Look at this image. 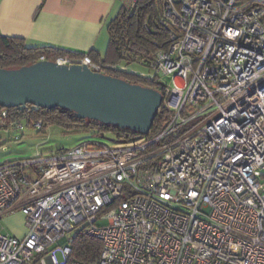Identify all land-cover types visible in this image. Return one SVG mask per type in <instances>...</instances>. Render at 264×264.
<instances>
[{
  "label": "built area",
  "instance_id": "2783aa9c",
  "mask_svg": "<svg viewBox=\"0 0 264 264\" xmlns=\"http://www.w3.org/2000/svg\"><path fill=\"white\" fill-rule=\"evenodd\" d=\"M145 27L167 46L143 69L40 57L152 79L169 116L129 143L1 162L0 217L20 209L27 233L0 231V264H67L78 230L102 241L91 264H264V0H162ZM39 109L2 108L0 128L45 130Z\"/></svg>",
  "mask_w": 264,
  "mask_h": 264
},
{
  "label": "water",
  "instance_id": "95a60500",
  "mask_svg": "<svg viewBox=\"0 0 264 264\" xmlns=\"http://www.w3.org/2000/svg\"><path fill=\"white\" fill-rule=\"evenodd\" d=\"M163 99L154 87L82 63L39 60L16 68L0 67V109L23 111L28 104L61 107L79 118L148 134Z\"/></svg>",
  "mask_w": 264,
  "mask_h": 264
},
{
  "label": "trees",
  "instance_id": "16d2710c",
  "mask_svg": "<svg viewBox=\"0 0 264 264\" xmlns=\"http://www.w3.org/2000/svg\"><path fill=\"white\" fill-rule=\"evenodd\" d=\"M161 10L162 0H138L132 11L122 8L108 25L110 39L106 54L102 57L98 51H90L89 54L93 61L117 63L126 59L128 63L135 65L138 60L149 58L156 50L166 47L167 32L165 30L149 32L145 27L146 22L155 19ZM42 55H46L50 59H55L60 55L83 57L81 53H71L55 47H28L22 37L6 36L0 33V67L16 68L29 65L38 61ZM112 73L146 86H153L156 83L152 79L132 73L120 71ZM11 111L14 116L21 114L16 108H12ZM168 116L169 113L165 105L162 104L148 135L161 128ZM34 117H43L49 125H57L66 132L95 130L99 135L112 133L117 143L123 144L148 136L97 120L79 118L73 111L61 107L40 108L38 112H35ZM102 245L100 239L89 236L81 230L76 231L73 235L72 254L67 264L95 262L101 254Z\"/></svg>",
  "mask_w": 264,
  "mask_h": 264
},
{
  "label": "crops",
  "instance_id": "0c3cea01",
  "mask_svg": "<svg viewBox=\"0 0 264 264\" xmlns=\"http://www.w3.org/2000/svg\"><path fill=\"white\" fill-rule=\"evenodd\" d=\"M125 3V0H0V33L22 37L28 47L49 46L71 53L95 50L103 57L110 39L108 25L125 8ZM26 233L27 229L16 236L23 237Z\"/></svg>",
  "mask_w": 264,
  "mask_h": 264
},
{
  "label": "rangeland",
  "instance_id": "374dc122",
  "mask_svg": "<svg viewBox=\"0 0 264 264\" xmlns=\"http://www.w3.org/2000/svg\"><path fill=\"white\" fill-rule=\"evenodd\" d=\"M136 69H143L140 65H133ZM26 128L20 133L21 138L16 139V132L10 129L0 128V163L7 159L20 157H29L39 152L51 151L60 148H69L78 144L83 139H98L111 144H116L117 140L112 133L99 135L95 130H79L66 132L57 125H49L45 130H37L35 127L28 125L24 119ZM7 146V149H4ZM101 222V221H99ZM26 229L25 215L17 209L0 217V231L9 232L16 235ZM61 254L58 258L62 260Z\"/></svg>",
  "mask_w": 264,
  "mask_h": 264
}]
</instances>
